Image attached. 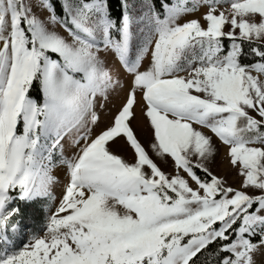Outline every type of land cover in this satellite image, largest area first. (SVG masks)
<instances>
[{
	"label": "snow or ice",
	"instance_id": "6c2138e0",
	"mask_svg": "<svg viewBox=\"0 0 264 264\" xmlns=\"http://www.w3.org/2000/svg\"><path fill=\"white\" fill-rule=\"evenodd\" d=\"M0 264H264V0H0Z\"/></svg>",
	"mask_w": 264,
	"mask_h": 264
},
{
	"label": "rangeland",
	"instance_id": "374dc122",
	"mask_svg": "<svg viewBox=\"0 0 264 264\" xmlns=\"http://www.w3.org/2000/svg\"><path fill=\"white\" fill-rule=\"evenodd\" d=\"M137 112L139 115L138 110H137ZM132 126L135 129L136 135L140 139L141 143H143V144H145V146H147L148 132L146 130L142 129L141 127H139L136 121H133ZM113 151L116 154L121 155L122 157H124L127 160L132 159L131 150L126 145H124L123 142H121L119 145H113ZM223 155H224V150L222 149L221 155L217 157V165L213 167L214 173H216L218 175H225L226 170L228 169L227 161L221 160ZM157 162L160 163L159 161H157ZM170 163L171 162H169V164ZM160 166L162 167L163 170L169 171L168 165H164V164L160 163ZM228 181L230 184H233V186H235V182L233 181V179L231 178L230 175L228 176Z\"/></svg>",
	"mask_w": 264,
	"mask_h": 264
}]
</instances>
